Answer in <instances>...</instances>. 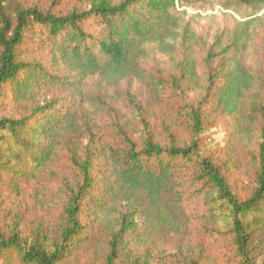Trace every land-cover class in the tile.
I'll return each mask as SVG.
<instances>
[{"label": "trees", "instance_id": "trees-1", "mask_svg": "<svg viewBox=\"0 0 264 264\" xmlns=\"http://www.w3.org/2000/svg\"><path fill=\"white\" fill-rule=\"evenodd\" d=\"M88 1V10L55 15L0 0V187L22 196L23 183L36 181V203L60 211L55 227L43 220L30 234L21 219L7 229L0 225V260L67 264L93 245L103 226L108 234L105 264L124 259L150 264L151 251L143 259L133 251L136 246L151 250L152 236L181 232L185 195L192 186L214 225L230 236L240 263L259 264L254 234L264 230V126L255 189L241 198L222 166L202 155L197 139L184 145L158 141L137 100L139 85L148 86L154 99L170 90L182 97L187 91L202 92L198 107L187 104L195 135L205 130L210 110L234 118L237 129L253 134L257 116L264 121V76L247 65L249 33L244 29L217 38L204 60V83L196 58L202 42L176 14L178 4L209 0ZM234 1L264 7V0ZM36 26L54 42L53 65L63 64L62 70L75 74L80 104L91 82L113 90L110 104L101 93L95 97L97 106H107L111 115L113 143L94 112L80 113L77 105L64 111L61 98L45 100L44 92L62 90L68 77L50 73L41 62L22 60ZM156 51L176 60L173 73L147 72L145 61ZM113 103L124 104L140 118L141 131L147 133L142 144L134 138L132 122ZM45 190L49 194L42 198Z\"/></svg>", "mask_w": 264, "mask_h": 264}, {"label": "rangeland", "instance_id": "rangeland-1", "mask_svg": "<svg viewBox=\"0 0 264 264\" xmlns=\"http://www.w3.org/2000/svg\"><path fill=\"white\" fill-rule=\"evenodd\" d=\"M13 3L25 7L36 6L42 11H49L55 15H66L75 9L85 11L90 7L88 0H13ZM177 11L179 13L176 16L183 19L184 23H190L202 42L203 46L196 52V58L197 70L204 83L207 78L204 60L217 38L222 34L236 35L244 29L250 35L247 65L249 68L258 69L256 72L264 76V7H248L240 5L234 0H209L190 3L185 7L178 4ZM244 23L246 25H242ZM53 50L54 42L46 34L45 29L36 26L22 53L23 61L41 62L50 73L68 77L64 81L62 90H46L44 92L45 100L54 97L61 98L65 107L64 111L77 105L80 113L86 109L94 112V118L103 130V134L109 143H113L115 135L109 110L107 106L104 108L97 106L95 100L96 94L101 93L98 95L101 96L102 101L112 103L109 95L113 90L102 89L98 85L94 86L91 82L83 89L86 99L83 104H80V99L75 96L76 91L73 86L75 74L62 70L63 64L53 65L55 64L51 54ZM175 61L169 54L156 51L145 61L144 67L150 74L157 75L161 72L168 76L175 70ZM139 88L137 100L140 103L142 115L147 121L150 133L158 141L164 145L171 141L184 145L197 139L202 155L211 157L222 166L236 194L241 198L251 195L255 189L260 163L259 153L262 143L260 131L264 126V121L260 116H257V127L253 134L247 135L244 130L236 128L234 118L212 113L210 110L211 114L208 117L205 130L199 135H195L191 128L192 123L188 115L187 104L198 107L202 101V92L187 91L186 97H182L170 90L164 95L162 93V98L154 99L148 86L139 85ZM88 95L93 96L89 97ZM114 106L122 111L126 120L129 119L132 122V129L135 131L134 138L139 144H142V139L147 133L145 134L143 129L141 131L140 118L124 104L118 107L114 104ZM206 110L209 111V107ZM16 115L19 117L21 111L16 112ZM48 180L45 178L43 185L46 186ZM37 185L36 181L24 182L22 196H16L14 192L1 185V226L7 229L15 219H21L22 227L30 234L40 221H49L51 227L57 225L60 211L55 207H46L45 202L36 203L37 200L34 196L37 193ZM187 191L183 205L185 216L182 219L181 232L160 237L152 236L150 238L153 244L151 250L136 246L132 255L134 257L141 256L143 259L146 253L151 251L150 264H241L234 253L230 236L214 225L203 197L199 196L192 186ZM47 192L45 190L42 198L49 194ZM97 231L93 245L81 253H75L69 258L67 264H105L108 234L103 226L98 227ZM254 240L257 263L264 264V230L257 231L254 234ZM0 264H3V261L0 260ZM117 264H131V262L124 259Z\"/></svg>", "mask_w": 264, "mask_h": 264}]
</instances>
